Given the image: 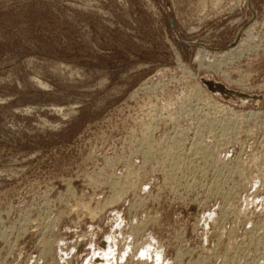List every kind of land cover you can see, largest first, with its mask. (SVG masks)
Here are the masks:
<instances>
[{"label":"rangeland","instance_id":"1","mask_svg":"<svg viewBox=\"0 0 264 264\" xmlns=\"http://www.w3.org/2000/svg\"><path fill=\"white\" fill-rule=\"evenodd\" d=\"M0 264H264V0H0Z\"/></svg>","mask_w":264,"mask_h":264},{"label":"bare ground","instance_id":"2","mask_svg":"<svg viewBox=\"0 0 264 264\" xmlns=\"http://www.w3.org/2000/svg\"><path fill=\"white\" fill-rule=\"evenodd\" d=\"M247 43V42H246ZM239 45H242V44H240L239 43ZM232 51V50H231ZM202 64V63H201ZM212 68V67H211ZM250 113H255V111L253 112V111H250ZM201 152V151H200ZM111 202H113V201H111ZM111 254H112V249L109 251ZM108 255H110V254H108Z\"/></svg>","mask_w":264,"mask_h":264}]
</instances>
